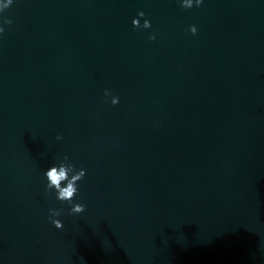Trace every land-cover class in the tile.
<instances>
[{
	"label": "water",
	"instance_id": "1",
	"mask_svg": "<svg viewBox=\"0 0 264 264\" xmlns=\"http://www.w3.org/2000/svg\"><path fill=\"white\" fill-rule=\"evenodd\" d=\"M180 4L0 11V264H264V0Z\"/></svg>",
	"mask_w": 264,
	"mask_h": 264
},
{
	"label": "clouds",
	"instance_id": "2",
	"mask_svg": "<svg viewBox=\"0 0 264 264\" xmlns=\"http://www.w3.org/2000/svg\"><path fill=\"white\" fill-rule=\"evenodd\" d=\"M204 3V0H181L180 6L185 10H190L193 7L199 8ZM12 4V0H7L6 3L0 4V11H3ZM138 17L143 18L145 13L143 11L138 12ZM12 23L11 20L5 19L4 24L10 25ZM132 25L134 28H142V29H150L152 27L151 22L147 19L144 20L143 25L140 24L139 19H133ZM5 31L4 27H0V34H3ZM189 31L193 34H197V28L195 26H191ZM155 35L149 36V40H155ZM105 97L110 95L108 90H105ZM107 102V101H106ZM119 103L118 97H112L111 104L113 106ZM62 139L61 136H57V140ZM85 170L81 169L77 171L75 166L71 163H68V157L64 156L63 160L59 162L58 165L51 166L46 172V180L47 183L45 185V193L55 192V198L60 203H68L71 205L70 215H80L85 211V205L83 204H72L74 198L78 195V183L83 180L85 177ZM61 215V210L52 209L49 211V219L53 226L57 230H62L64 225L55 217H59Z\"/></svg>",
	"mask_w": 264,
	"mask_h": 264
}]
</instances>
